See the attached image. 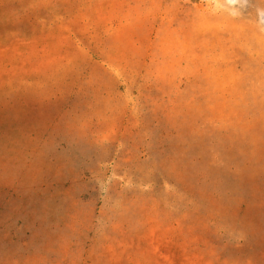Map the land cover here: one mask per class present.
<instances>
[{"label":"rangeland","instance_id":"374dc122","mask_svg":"<svg viewBox=\"0 0 264 264\" xmlns=\"http://www.w3.org/2000/svg\"><path fill=\"white\" fill-rule=\"evenodd\" d=\"M0 264H264V0H0Z\"/></svg>","mask_w":264,"mask_h":264}]
</instances>
